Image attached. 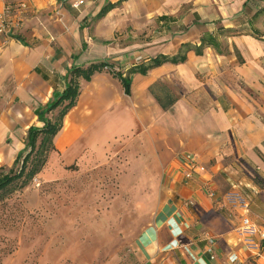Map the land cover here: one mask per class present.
<instances>
[{
    "label": "crops",
    "instance_id": "0c3cea01",
    "mask_svg": "<svg viewBox=\"0 0 264 264\" xmlns=\"http://www.w3.org/2000/svg\"><path fill=\"white\" fill-rule=\"evenodd\" d=\"M9 1L27 9L15 35L0 34V168L24 149L28 127L42 124L35 109L64 88L70 65L105 61L125 75L156 56L184 55L130 74L128 93L108 70L79 79L53 151L69 163L129 148L141 178L133 191L160 185L134 239L141 264H264V239L244 244L239 212L223 198L244 195L264 231V0ZM202 36L214 44L199 47Z\"/></svg>",
    "mask_w": 264,
    "mask_h": 264
},
{
    "label": "rangeland",
    "instance_id": "374dc122",
    "mask_svg": "<svg viewBox=\"0 0 264 264\" xmlns=\"http://www.w3.org/2000/svg\"><path fill=\"white\" fill-rule=\"evenodd\" d=\"M129 150L69 163L50 151L27 185L0 198V264H141L134 239L162 193L133 191L141 178Z\"/></svg>",
    "mask_w": 264,
    "mask_h": 264
},
{
    "label": "trees",
    "instance_id": "16d2710c",
    "mask_svg": "<svg viewBox=\"0 0 264 264\" xmlns=\"http://www.w3.org/2000/svg\"><path fill=\"white\" fill-rule=\"evenodd\" d=\"M108 2L94 15L93 20L102 17L111 7ZM18 39V37H16ZM205 44H214L211 36H202L199 47ZM199 52V48L196 49ZM184 55L166 56L159 55L150 60L145 66L131 67L125 75L119 72L110 71L112 66L105 61L91 62L86 66L70 65L66 68L64 78V88L61 91L54 90L49 100L42 106L35 109L37 120L40 126L31 125L26 131L24 138V149L21 150L8 171L2 173L0 170V198L13 188L27 185L43 168L47 155L54 150L53 139L62 127V121L66 113L75 105L80 83L79 79L90 80L91 76L104 67L109 68L118 77L126 93L129 92V75L134 72L145 73L150 67L159 65L165 61L177 62L184 60ZM56 111V114L53 112Z\"/></svg>",
    "mask_w": 264,
    "mask_h": 264
},
{
    "label": "built area",
    "instance_id": "2783aa9c",
    "mask_svg": "<svg viewBox=\"0 0 264 264\" xmlns=\"http://www.w3.org/2000/svg\"><path fill=\"white\" fill-rule=\"evenodd\" d=\"M73 8H78L84 3V0H68ZM3 10L0 12V34H14L15 28L19 27L23 14L27 9V4L24 1L11 2L4 0ZM104 70H108L104 67ZM110 71L118 72L116 67H112ZM187 177H190L191 172H188ZM224 200L230 204L231 210L239 212L238 230L244 234L243 241L248 247H257L254 237L258 236L264 239V231L257 228V226L250 220L248 216L249 201L240 192L231 189L223 194ZM213 258V255L211 256ZM234 259V258H232Z\"/></svg>",
    "mask_w": 264,
    "mask_h": 264
}]
</instances>
